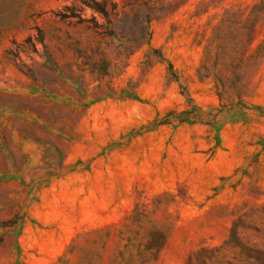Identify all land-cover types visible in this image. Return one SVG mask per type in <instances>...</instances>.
Masks as SVG:
<instances>
[{
	"label": "rangeland",
	"instance_id": "374dc122",
	"mask_svg": "<svg viewBox=\"0 0 264 264\" xmlns=\"http://www.w3.org/2000/svg\"><path fill=\"white\" fill-rule=\"evenodd\" d=\"M85 1L0 0V264H264V0Z\"/></svg>",
	"mask_w": 264,
	"mask_h": 264
},
{
	"label": "trees",
	"instance_id": "16d2710c",
	"mask_svg": "<svg viewBox=\"0 0 264 264\" xmlns=\"http://www.w3.org/2000/svg\"><path fill=\"white\" fill-rule=\"evenodd\" d=\"M85 2H86V5H89V6H91V7H94L93 0H86ZM66 10H68V9H66ZM73 16H74V14H73L72 12H70V13H66V12H64V13H61V14H60V17H61V18H65V17H73Z\"/></svg>",
	"mask_w": 264,
	"mask_h": 264
}]
</instances>
